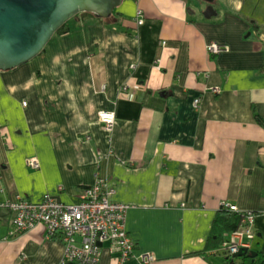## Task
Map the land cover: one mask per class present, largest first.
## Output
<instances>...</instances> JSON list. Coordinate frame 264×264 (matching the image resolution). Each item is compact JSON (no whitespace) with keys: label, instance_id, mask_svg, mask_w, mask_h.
Listing matches in <instances>:
<instances>
[{"label":"crops","instance_id":"crops-1","mask_svg":"<svg viewBox=\"0 0 264 264\" xmlns=\"http://www.w3.org/2000/svg\"><path fill=\"white\" fill-rule=\"evenodd\" d=\"M70 24L0 69V202H79L107 178L135 205L137 253L122 261L105 244L98 264H143L145 252L152 264H224L208 248L222 203L264 209V0H123L110 17L85 11ZM212 43L223 49L211 54ZM101 110L116 113L112 131ZM254 227L251 249L264 251V213ZM64 254L43 223L20 232L0 206V264Z\"/></svg>","mask_w":264,"mask_h":264},{"label":"built area","instance_id":"built-area-1","mask_svg":"<svg viewBox=\"0 0 264 264\" xmlns=\"http://www.w3.org/2000/svg\"><path fill=\"white\" fill-rule=\"evenodd\" d=\"M143 22L144 20L139 21L140 24ZM222 49V45L218 43L208 46L211 54ZM194 102L199 107L201 98H195ZM99 117L105 128L112 131L116 113L101 110ZM28 159L29 164L40 167L41 163L37 158ZM116 193V187L107 178L99 177L83 190L79 202L60 201L47 192L38 200L17 194L13 200L0 202V206L11 208L13 224L18 231L25 232L43 223L47 226L50 237L59 236L65 244L61 264H98L105 244H109L111 252L117 254L122 261L137 253L136 241L127 228L128 211L135 205L116 200ZM222 206L240 211L238 206L226 201ZM257 217L253 212H247L242 225L233 230L222 243V252L234 255L242 249L252 248ZM79 237L80 242L77 240ZM155 260L153 252H145L141 256L143 264H152Z\"/></svg>","mask_w":264,"mask_h":264},{"label":"water","instance_id":"water-1","mask_svg":"<svg viewBox=\"0 0 264 264\" xmlns=\"http://www.w3.org/2000/svg\"><path fill=\"white\" fill-rule=\"evenodd\" d=\"M123 0H0V69L38 56L57 31L81 12L110 17ZM209 10H213L210 6ZM211 16L210 12L206 13ZM242 249L234 257L243 256ZM252 256L257 254L252 250Z\"/></svg>","mask_w":264,"mask_h":264},{"label":"trees","instance_id":"trees-1","mask_svg":"<svg viewBox=\"0 0 264 264\" xmlns=\"http://www.w3.org/2000/svg\"><path fill=\"white\" fill-rule=\"evenodd\" d=\"M71 29L72 27L70 21H68L57 31V34L67 33ZM257 119L260 124L264 126V118L260 114H257ZM263 211L264 209H240V211H235L222 206L215 216L211 235L208 241V248H215V253H222L224 256V264H264V251L262 250H258L257 254L252 256V249L250 248L248 249L247 253L242 256V258H239L240 260H236V257H234V255L226 254L221 250V245L227 239L228 235L233 230H236L242 225L243 219L246 216L247 212H253L254 215H259ZM204 251L205 250L190 252L187 255L202 254L204 253Z\"/></svg>","mask_w":264,"mask_h":264},{"label":"rangeland","instance_id":"rangeland-1","mask_svg":"<svg viewBox=\"0 0 264 264\" xmlns=\"http://www.w3.org/2000/svg\"><path fill=\"white\" fill-rule=\"evenodd\" d=\"M25 102H27V101H24V104H25ZM26 105V104H25ZM194 105H195V102H194ZM196 106V105H195ZM116 120V119H115ZM45 225V224H44ZM46 226V225H45ZM47 227V226H46ZM47 230H48V228H47ZM223 254L221 253V255L220 256H222ZM239 258H242V256H238V257H236L235 259L236 260H240Z\"/></svg>","mask_w":264,"mask_h":264}]
</instances>
